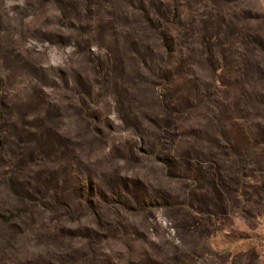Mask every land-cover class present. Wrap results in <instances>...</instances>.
I'll list each match as a JSON object with an SVG mask.
<instances>
[{
	"label": "rangeland",
	"instance_id": "rangeland-1",
	"mask_svg": "<svg viewBox=\"0 0 264 264\" xmlns=\"http://www.w3.org/2000/svg\"><path fill=\"white\" fill-rule=\"evenodd\" d=\"M0 264H264V0H0Z\"/></svg>",
	"mask_w": 264,
	"mask_h": 264
},
{
	"label": "trees",
	"instance_id": "trees-1",
	"mask_svg": "<svg viewBox=\"0 0 264 264\" xmlns=\"http://www.w3.org/2000/svg\"><path fill=\"white\" fill-rule=\"evenodd\" d=\"M13 217H0V220L4 223H8L12 220Z\"/></svg>",
	"mask_w": 264,
	"mask_h": 264
}]
</instances>
